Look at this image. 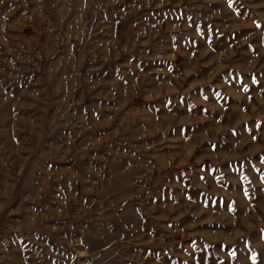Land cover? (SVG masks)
<instances>
[{
    "label": "rangeland",
    "instance_id": "1",
    "mask_svg": "<svg viewBox=\"0 0 264 264\" xmlns=\"http://www.w3.org/2000/svg\"><path fill=\"white\" fill-rule=\"evenodd\" d=\"M263 132L264 0H0V264H264Z\"/></svg>",
    "mask_w": 264,
    "mask_h": 264
},
{
    "label": "crops",
    "instance_id": "2",
    "mask_svg": "<svg viewBox=\"0 0 264 264\" xmlns=\"http://www.w3.org/2000/svg\"><path fill=\"white\" fill-rule=\"evenodd\" d=\"M249 102H250L251 105H254V104L257 103V99H255V101H253V100H249ZM262 135L264 136V132L262 133Z\"/></svg>",
    "mask_w": 264,
    "mask_h": 264
}]
</instances>
